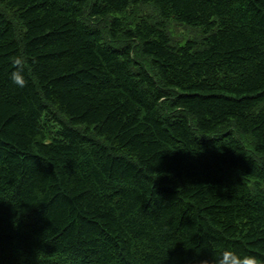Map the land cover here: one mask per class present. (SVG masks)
I'll return each instance as SVG.
<instances>
[{
    "label": "trees",
    "instance_id": "1",
    "mask_svg": "<svg viewBox=\"0 0 264 264\" xmlns=\"http://www.w3.org/2000/svg\"><path fill=\"white\" fill-rule=\"evenodd\" d=\"M229 251L264 264V0H0V264Z\"/></svg>",
    "mask_w": 264,
    "mask_h": 264
},
{
    "label": "rangeland",
    "instance_id": "2",
    "mask_svg": "<svg viewBox=\"0 0 264 264\" xmlns=\"http://www.w3.org/2000/svg\"><path fill=\"white\" fill-rule=\"evenodd\" d=\"M169 30L173 37L179 40L181 43H185V41L189 38L198 36L197 30L190 29L176 22H171Z\"/></svg>",
    "mask_w": 264,
    "mask_h": 264
},
{
    "label": "clouds",
    "instance_id": "3",
    "mask_svg": "<svg viewBox=\"0 0 264 264\" xmlns=\"http://www.w3.org/2000/svg\"><path fill=\"white\" fill-rule=\"evenodd\" d=\"M12 79L13 82L20 87H23L25 85V80L17 75H13ZM223 260L228 261L229 264H256V260L254 258H245L243 260H239L235 257L234 254L231 253V251H229L227 254L223 256ZM215 264H220L219 258H217Z\"/></svg>",
    "mask_w": 264,
    "mask_h": 264
}]
</instances>
